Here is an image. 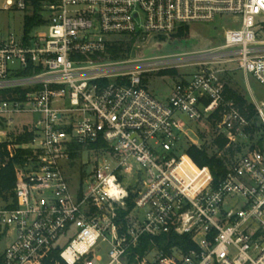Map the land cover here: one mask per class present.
<instances>
[{
	"label": "built area",
	"instance_id": "2783aa9c",
	"mask_svg": "<svg viewBox=\"0 0 264 264\" xmlns=\"http://www.w3.org/2000/svg\"><path fill=\"white\" fill-rule=\"evenodd\" d=\"M30 5L0 0V10ZM40 12L32 29L46 25L43 34L0 35V240L15 235L0 264H42L54 249L65 264H98L100 239L107 264H264V100L252 102L254 121L226 80L235 64L264 86V0H41ZM225 16L238 27L192 55L102 58L110 36L171 35ZM178 62L197 69L161 99L145 75ZM191 145L242 150L216 184ZM82 157L90 170L74 190L64 165ZM171 231L195 247L140 251L143 237Z\"/></svg>",
	"mask_w": 264,
	"mask_h": 264
},
{
	"label": "rangeland",
	"instance_id": "374dc122",
	"mask_svg": "<svg viewBox=\"0 0 264 264\" xmlns=\"http://www.w3.org/2000/svg\"><path fill=\"white\" fill-rule=\"evenodd\" d=\"M34 6L25 11L19 9L0 10V35L10 34L22 38L24 32L25 15H33ZM41 13V12H40ZM43 19V14L41 13ZM235 19L231 16L217 17L211 23H195L187 25L188 29L184 33L179 30L171 35L145 34L136 42L133 50L123 60L136 61L139 59H148L152 57L168 56V57H186L197 53L201 50L211 48L220 44L224 39V32L229 28H236ZM186 27V26H185ZM46 25L36 26L29 35L43 34L46 32ZM124 35L110 36V39H120ZM232 70L226 74V80L231 83L233 88L237 89L245 96L248 103L255 100L260 102L264 100V86L260 84L253 76L246 75L236 68L235 64L228 65ZM197 69V65L193 62L175 63L166 68L155 70L147 73L145 79L151 90L161 99H167L171 93L172 87L179 81L188 79ZM181 119L187 120L186 114L180 115ZM33 119L32 114L24 116L23 121L30 122ZM190 125L193 122H190ZM194 126V125H193ZM206 132L210 129L205 126ZM192 136L197 137L194 133ZM236 154L235 156H238ZM85 157L68 161L65 165V172L68 175L72 188L77 190L84 176L83 172L89 167L84 164ZM138 167V165H137ZM90 170V169H89ZM15 238L14 233L8 234L3 240H0V252ZM67 240L62 239L63 247L67 244ZM111 244L109 242L99 240L94 250V256H99L101 261L98 264H107L109 261V251Z\"/></svg>",
	"mask_w": 264,
	"mask_h": 264
},
{
	"label": "trees",
	"instance_id": "16d2710c",
	"mask_svg": "<svg viewBox=\"0 0 264 264\" xmlns=\"http://www.w3.org/2000/svg\"><path fill=\"white\" fill-rule=\"evenodd\" d=\"M34 9L35 12L33 15H26L25 21H24V28L26 31H30L33 26L38 25L42 23V16H41V0H33ZM188 29V26L181 27L179 29V32L182 34L186 32ZM143 34H131V35H124L123 38L112 40L107 49V53L102 56V58H108L111 60L121 59L126 57L135 46L138 39ZM227 96L229 98H234L241 108L245 111V113L248 114V117L253 119L255 116V106L252 103H248L247 99L244 95H242L241 92H239L237 89L233 88L230 82H228L227 85ZM254 117V121H255ZM256 126L254 123V131ZM218 143V146L220 150L224 149L227 140L225 139H218L216 141ZM241 147H237L236 149L229 148L225 150V152L219 156L214 152H210L207 149H200L197 145H191L188 149V152L190 156L194 159V161L200 165V166H209L211 169L213 175H214V181L217 184L220 179L223 177L225 172L227 171V160L228 156L233 157L239 152H241ZM76 156V155H75ZM16 161H19L18 158H16ZM8 177L10 178L9 181L4 182L3 184L7 188H11L15 185V175H14V168L13 163L10 165V167L7 169ZM134 194L131 193L130 198L128 199V211L131 210L134 206ZM120 214L124 216L127 214V211L120 210ZM153 244H156V246L165 251L166 253L171 252L172 248H179L184 251L192 249L195 247V243L191 240L190 235L184 234L180 235L176 233L175 231H171L170 233H163L158 236L149 237L145 236L142 239V247L140 251L143 253L145 250L151 248ZM0 260H1V252H0ZM65 264L63 259L60 257V252L57 249H54L48 257H46L42 264Z\"/></svg>",
	"mask_w": 264,
	"mask_h": 264
}]
</instances>
